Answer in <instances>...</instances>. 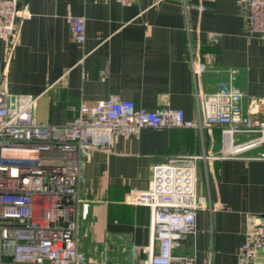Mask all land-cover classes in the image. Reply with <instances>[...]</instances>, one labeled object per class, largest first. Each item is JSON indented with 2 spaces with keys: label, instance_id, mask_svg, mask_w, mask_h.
Instances as JSON below:
<instances>
[{
  "label": "crops",
  "instance_id": "0c3cea01",
  "mask_svg": "<svg viewBox=\"0 0 264 264\" xmlns=\"http://www.w3.org/2000/svg\"><path fill=\"white\" fill-rule=\"evenodd\" d=\"M17 2L30 16L20 19L15 46L0 38V93L36 97L38 123L65 125L83 103L112 98L148 112L181 109L196 119L198 95L214 93L231 69L246 108L264 99V41L250 33L246 0ZM68 15L86 19L84 44L74 41ZM192 59L209 70L195 76ZM221 130L146 128L91 151L80 190L88 255L146 264L151 214L131 203L133 193L149 189L155 166L206 155L210 160L197 164V233L181 240L175 254L193 256L196 264H241L249 221L264 217V159H258L264 147L213 161L222 152Z\"/></svg>",
  "mask_w": 264,
  "mask_h": 264
},
{
  "label": "built area",
  "instance_id": "2783aa9c",
  "mask_svg": "<svg viewBox=\"0 0 264 264\" xmlns=\"http://www.w3.org/2000/svg\"><path fill=\"white\" fill-rule=\"evenodd\" d=\"M246 2L251 8L250 33L264 41V0ZM29 16L17 0H0V38L15 46L19 21ZM67 20L74 41L84 44L86 19L68 15ZM191 65L195 76L210 68L193 59ZM237 74L229 70L214 93L198 95L196 119H187L181 109L148 112L133 101L112 98L83 103L73 120L57 126L36 122V97L0 93V264H110L106 254L100 259L85 251L83 237L88 233L82 232L80 190L89 153L109 149L118 137L138 135L146 128L203 132L220 126L222 152L213 161L264 147V99L246 108ZM245 136L247 140H240ZM207 160L206 155H186L155 166L149 189L133 193L131 203L151 214L146 264H196L193 256H177L175 249L197 233L202 210L197 164ZM239 258L241 264H264V217L249 221Z\"/></svg>",
  "mask_w": 264,
  "mask_h": 264
}]
</instances>
